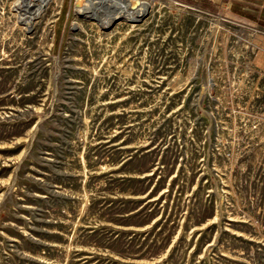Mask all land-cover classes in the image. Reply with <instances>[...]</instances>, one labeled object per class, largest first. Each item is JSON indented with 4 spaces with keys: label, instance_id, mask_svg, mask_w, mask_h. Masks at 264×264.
<instances>
[{
    "label": "rangeland",
    "instance_id": "374dc122",
    "mask_svg": "<svg viewBox=\"0 0 264 264\" xmlns=\"http://www.w3.org/2000/svg\"><path fill=\"white\" fill-rule=\"evenodd\" d=\"M56 1L0 0V264H264V32Z\"/></svg>",
    "mask_w": 264,
    "mask_h": 264
},
{
    "label": "bare ground",
    "instance_id": "6f19581e",
    "mask_svg": "<svg viewBox=\"0 0 264 264\" xmlns=\"http://www.w3.org/2000/svg\"><path fill=\"white\" fill-rule=\"evenodd\" d=\"M46 2L47 0H17V5L23 11L29 26L31 20L42 11ZM81 3V5H75V13L92 18L95 17L96 12H106L107 16L103 19L100 18V23L104 26L110 25L116 18H124L129 21L139 20L149 8V4L145 0L139 1L137 5H134L132 0H83ZM73 26H77L76 22H73Z\"/></svg>",
    "mask_w": 264,
    "mask_h": 264
},
{
    "label": "crops",
    "instance_id": "0c3cea01",
    "mask_svg": "<svg viewBox=\"0 0 264 264\" xmlns=\"http://www.w3.org/2000/svg\"><path fill=\"white\" fill-rule=\"evenodd\" d=\"M228 1L230 4V9L232 11L231 16L236 17L238 19L244 18L248 21L250 20L257 25L259 31L264 32V0ZM68 7L69 5H67V10Z\"/></svg>",
    "mask_w": 264,
    "mask_h": 264
},
{
    "label": "built area",
    "instance_id": "2783aa9c",
    "mask_svg": "<svg viewBox=\"0 0 264 264\" xmlns=\"http://www.w3.org/2000/svg\"><path fill=\"white\" fill-rule=\"evenodd\" d=\"M109 1H113V0H109ZM59 3H60V1H59ZM52 7V8H56L57 6H60L58 3H57V1L56 0H47V2H46V4H45V6H44V8L42 9V11L45 9V8H47V7ZM74 7H75V5H74ZM41 11V12H42ZM74 10H73V14H74ZM104 17H102V19H103ZM129 21V20H128ZM52 22V21H51ZM50 22V24H49V31H51V33H53V24ZM73 22H75L74 21V19H72V17H71V19H70V23H69V26H71L72 24H73Z\"/></svg>",
    "mask_w": 264,
    "mask_h": 264
},
{
    "label": "water",
    "instance_id": "95a60500",
    "mask_svg": "<svg viewBox=\"0 0 264 264\" xmlns=\"http://www.w3.org/2000/svg\"><path fill=\"white\" fill-rule=\"evenodd\" d=\"M118 19H119V18L114 19L113 22L117 21ZM127 21H128V20H127ZM111 25H112V23L110 24V26H111Z\"/></svg>",
    "mask_w": 264,
    "mask_h": 264
}]
</instances>
